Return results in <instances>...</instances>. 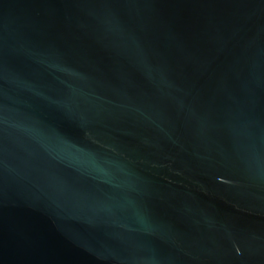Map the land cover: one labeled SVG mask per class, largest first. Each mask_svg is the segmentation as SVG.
Masks as SVG:
<instances>
[{
	"label": "water",
	"instance_id": "1",
	"mask_svg": "<svg viewBox=\"0 0 264 264\" xmlns=\"http://www.w3.org/2000/svg\"><path fill=\"white\" fill-rule=\"evenodd\" d=\"M0 264H264V0H0Z\"/></svg>",
	"mask_w": 264,
	"mask_h": 264
}]
</instances>
